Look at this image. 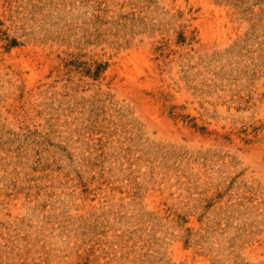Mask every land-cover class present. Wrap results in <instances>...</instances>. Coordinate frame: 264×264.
I'll return each instance as SVG.
<instances>
[{
  "label": "rangeland",
  "instance_id": "374dc122",
  "mask_svg": "<svg viewBox=\"0 0 264 264\" xmlns=\"http://www.w3.org/2000/svg\"><path fill=\"white\" fill-rule=\"evenodd\" d=\"M0 264H264V0H0Z\"/></svg>",
  "mask_w": 264,
  "mask_h": 264
}]
</instances>
